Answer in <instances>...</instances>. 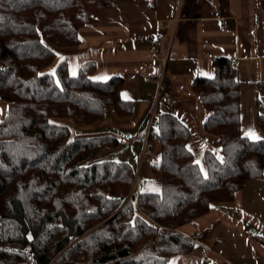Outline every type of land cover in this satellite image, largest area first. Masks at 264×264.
I'll return each instance as SVG.
<instances>
[{"label": "trees", "instance_id": "obj_1", "mask_svg": "<svg viewBox=\"0 0 264 264\" xmlns=\"http://www.w3.org/2000/svg\"><path fill=\"white\" fill-rule=\"evenodd\" d=\"M121 1L0 0V97L8 103L0 120V264H170L195 247L180 226L264 175V138L242 131L241 81L228 57H215L214 74L193 82L209 111L204 131L217 136L222 155L204 152L206 174L189 127L169 111L156 114L147 137L150 150L154 140L160 148L148 177L127 161H93L121 143L115 136L72 138L52 122L91 125L109 108L132 115L122 76L91 77L94 61L73 75L57 61L60 49L80 44L81 27ZM257 122L264 132V113Z\"/></svg>", "mask_w": 264, "mask_h": 264}, {"label": "crops", "instance_id": "obj_2", "mask_svg": "<svg viewBox=\"0 0 264 264\" xmlns=\"http://www.w3.org/2000/svg\"><path fill=\"white\" fill-rule=\"evenodd\" d=\"M79 35L80 44L60 49L57 61H66L73 75L83 63L94 61L91 77L122 76V96L134 109L131 116L119 117L109 108L104 121L75 131L67 125L72 138L135 134L134 142L146 145L156 114L169 111L189 127V146L201 151L205 165L207 149L222 155L218 138L204 131L209 111L193 88L194 79L212 76L213 59L224 56L235 62L241 84L264 88L259 86L264 78V9L259 0H125L100 10ZM258 88L257 118L264 113ZM159 90L172 97L170 105L154 106ZM7 113L8 103L0 97V120ZM241 113L244 133L242 100ZM149 151L139 176H151L150 166L160 160L159 150ZM200 167L206 174V165V171ZM179 231L202 238L191 253L173 256L170 264H264V175L248 181L231 200L212 203L207 213Z\"/></svg>", "mask_w": 264, "mask_h": 264}, {"label": "rangeland", "instance_id": "obj_3", "mask_svg": "<svg viewBox=\"0 0 264 264\" xmlns=\"http://www.w3.org/2000/svg\"><path fill=\"white\" fill-rule=\"evenodd\" d=\"M63 49V48H62ZM256 84L252 82H244L241 84V100L243 104V110H244V134L248 135L251 139L258 140L264 138V132L262 128L258 125L257 122V94H256ZM259 90V99L263 101L264 103V88H258ZM262 111H264V106L262 108ZM56 120L64 121L62 124L70 125L72 131H75V129L78 126H85L84 128H87L90 125H82V124H76L72 119L70 118H55ZM100 123V122H97ZM96 124V123H94ZM93 125V124H91ZM82 135V134H79ZM83 135H89V134H83ZM212 138H217L213 135ZM152 150L155 149V151L160 150L159 144L157 141H152ZM195 152V160L199 163V165L202 166L203 170H205L204 162L202 161L201 151L194 149ZM150 154L149 146L147 144L145 145V142L141 145H138L136 142H131L128 144L121 143L116 148L110 149V150H104L100 152L93 161H103V160H121V161H127L131 163L138 172L139 169L145 165V163L148 160V155ZM138 176V174H137ZM144 177V176H141ZM138 181V178L133 182V189L135 188V182ZM133 191V190H132ZM99 227V225L95 226L94 228H91L86 232V234L92 232L94 229Z\"/></svg>", "mask_w": 264, "mask_h": 264}, {"label": "built area", "instance_id": "obj_4", "mask_svg": "<svg viewBox=\"0 0 264 264\" xmlns=\"http://www.w3.org/2000/svg\"><path fill=\"white\" fill-rule=\"evenodd\" d=\"M232 65H235V62L232 61ZM153 76V75H152ZM259 86H264V78H262L261 80H259ZM161 90V89H160ZM159 90L158 95L154 101V106H158L159 104H166V105H170L172 103V97L169 94H164ZM137 139V135L135 134H131L128 136H123L120 138V142L121 143H131L133 141H135ZM138 183L135 182V186ZM139 188H141V185H138ZM190 237L192 238L194 244L197 243L201 238L202 235L201 234H191Z\"/></svg>", "mask_w": 264, "mask_h": 264}]
</instances>
